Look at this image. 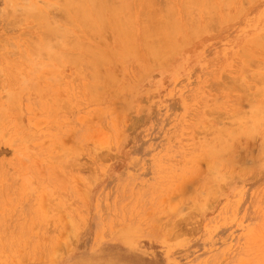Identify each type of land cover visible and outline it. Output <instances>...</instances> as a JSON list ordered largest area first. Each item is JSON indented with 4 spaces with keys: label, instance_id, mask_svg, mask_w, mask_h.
Masks as SVG:
<instances>
[{
    "label": "rangeland",
    "instance_id": "obj_1",
    "mask_svg": "<svg viewBox=\"0 0 264 264\" xmlns=\"http://www.w3.org/2000/svg\"><path fill=\"white\" fill-rule=\"evenodd\" d=\"M64 1L0 0V264H264V0Z\"/></svg>",
    "mask_w": 264,
    "mask_h": 264
},
{
    "label": "bare ground",
    "instance_id": "obj_2",
    "mask_svg": "<svg viewBox=\"0 0 264 264\" xmlns=\"http://www.w3.org/2000/svg\"><path fill=\"white\" fill-rule=\"evenodd\" d=\"M27 1H29V0H27ZM65 1H66V0H65ZM65 1H64V2H65ZM72 1H73V0H70V1L67 0V2L64 3V4L67 3V5H65V6L67 7V9H70V10H71L73 4L71 5V4H69V3H72ZM77 1H78V6H79V4H80L79 1H81V0H77ZM83 1L86 3L85 0H83ZM83 1H81V2L83 3ZM91 1L93 2V0H91ZM91 1L88 0L87 2H91ZM94 1H95V0H94ZM109 1H110V0H109ZM128 1H129V0H128ZM128 1H127V2H128ZM134 1H135V0H134ZM30 2H32V1H30ZM92 2H91V3H92ZM113 2H114V1H113ZM122 2H123V1H122ZM122 2H121V4H119L120 2H119V3L114 2L113 4H116V5L111 6V8H112V9H111V10H112V13H113L115 16L117 15V12H118V11H119V12L121 11V9L124 8V10H126L125 7H124L126 4H128V3H130V2L132 3V1L126 3V1L124 0V2H123V3H124V4H123L124 6H123V5H122ZM54 3H55V2H54ZM54 3H53V5H56V4H54ZM74 3H77V2L74 0ZM85 3H84L83 6L81 5L83 9H84V6H87ZM125 3H126V4H125ZM136 3H137V2H136ZM143 3H144V2H143ZM146 3H147V5L149 4L148 2H146ZM68 4H69V6H68ZM88 4H89V3H88ZM94 4H96V3H92L93 6H91V8H93V9L95 8V10H97L96 7H94ZM110 4H111V3H110ZM118 4H119V5H118ZM15 5H16V4H15ZM31 5H32V3H31ZM111 5H112V4H111ZM129 5H130V4H129ZM129 5L126 6V8L128 7V8H127V11H129L128 13L131 12V11L129 10V7H130ZM131 5H132V4H131ZM143 5H144V4H143ZM147 5H146V6H147ZM34 6H35V5H34ZM47 6H48V5H47ZM70 6H71V7H70ZM30 7H31V8H30ZM68 7H69V8H68ZM73 7H74V6H73ZM75 7H76V6H75ZM147 7H149V6H147ZM22 8H23V7H22ZM24 8H25V7H24ZM24 8H23V9H24ZM28 8H30V10L33 11V9H32L33 7H32V6H29ZM34 8H35V7H34ZM76 8H77V7H76ZM76 8H75V9H76ZM87 8H88V7H87ZM87 8H86V9H87ZM130 8H131V7H130ZM63 9H64V7H63ZM73 9H74V8H72V11H73ZM75 9H74V11H76ZM79 9H80V6H79V8L77 9V11H80ZM93 9H92V10H93ZM16 10H17V9H16ZM24 10H25V9H24ZM37 10H38V9H37ZM95 10H93V11H95ZM132 10H133V9H132ZM137 10H138V9H137ZM39 11H40V10H39ZM39 11H36V12H39ZM72 11H71V12H72ZM74 11H73V14L75 13V16H76L78 13H77V11H76V12H74ZM43 12H45V11H43ZM66 12H68V11H66ZM122 12H123V10H122ZM122 12H120V13H122ZM124 12H125V11H124ZM124 12H123V14H124ZM143 12H144V10H143ZM26 13H27V12H26ZM41 13H42V10L40 11L39 15H41ZM84 13H85V12H84ZM115 13H116V14H115ZM120 13H118L117 17L123 15V14H120ZM131 13H132V12H131ZM131 13H130V14H131ZM32 14H34V13H32ZM32 14H31V16H32ZM45 14H46V13H43L42 15H44V16H41V17H45V18H47V17H46L47 15L45 16ZM119 14H120V15H119ZM132 14H133V13H132ZM36 15H38V13H37ZM48 15H49V14H48ZM85 15H86V13H85ZM125 15H126V14H125ZM145 15H146V14H145ZM34 16H35V15H34ZM49 16H50V15H49ZM49 16H48V18H49ZM78 16H80V15H78ZM131 16H132V15H131ZM28 17H29V15H28ZM38 17H39V16H38ZM38 17H37V18H38ZM124 17H125V19H126L127 17H129V15H128V16H124ZM32 18H35V17H32ZM81 18H82V17H81ZM122 18H123V17L121 16V19L119 18V19H117V21H119V20H123V21H121V22H125V21H124V18H123V19H122ZM129 18H130V17H129ZM132 18H133V17H132ZM39 19H41V18H39ZM146 19H147V18H146ZM44 20H45V19H44ZM126 20H127V19H126ZM143 20H144V19H143ZM132 21H133V20H132ZM156 21H157V20H156ZM47 22H48V19H47ZM56 22H57V21H56ZM66 22H67V21H66ZM98 22H99V19H98ZM127 22H128V21H127ZM146 22H147V21H146ZM49 23H50V22H49ZM51 23H53V22H51ZM51 23H50V24H51ZM54 23H55V22H54ZM54 23H53V24H54ZM148 23H149V22H148ZM174 23H175V22H174ZM46 24H47V23H46ZM55 24H57V23H55ZM55 24H54L53 26H56ZM67 24H68V23H67ZM127 24H129V23H127ZM149 24H150V23H149ZM59 25H60V24H59ZM124 25H126V22H125ZM53 26H52V27H53ZM64 26H66V25H64ZM126 26L128 27V25H126ZM130 26H132V24H131ZM50 27H51V26H49V30L51 29ZM127 27H126V28H127ZM46 28H47V27H46ZM54 28H55V27H54ZM58 28H59V26H58ZM63 28H64V27H63ZM61 29H62V27L60 26L59 30H60V31H63V30H61ZM46 30H47V29H46ZM49 30H48L47 32H49ZM54 30H55V29H54ZM54 30L51 29L50 32H49L47 35H45V37H48L49 34L51 35L52 31L54 32ZM66 30H67V29H66ZM111 30H112V29H111ZM128 30H130L129 27H128ZM56 31H57V30H56ZM56 31H55V32H56ZM60 31H58V32H56V33L58 34ZM66 32H67V31H66ZM66 32L63 31V33H62V32H61V33H62V34L65 33V34H66ZM52 34H53V33H52ZM54 35H55V33L53 34V37H55ZM60 36H62V35L60 34ZM64 36H65V35H64ZM64 36H62V37H64ZM51 37H52V36H51ZM53 37H52V38H53ZM49 38H50V37H49ZM45 39L47 40V38H45ZM57 39H58V38H57ZM59 39L61 40L60 37H59ZM51 40H52V39H51ZM51 40H50V41H51ZM58 41H59V40H58ZM58 41H57V42H58ZM62 41H63V39H62ZM65 41H67V40L65 39ZM38 42H39V41H38ZM45 42H46V41H45ZM45 42H44V43H45ZM47 42H48V45H47L46 47L44 46L45 48H48V47H49V44L51 45V43H49V40H48ZM44 43H43V44H44ZM52 43H53V41H52ZM58 43H59V42H58ZM46 44H47V43H46ZM46 44H45V45H46ZM66 44H67V42L65 43V45H66ZM40 48H42V47H40ZM43 49H44V48H43ZM50 50H52V48H50ZM48 51H49V49H48ZM54 54H55V53H54Z\"/></svg>",
    "mask_w": 264,
    "mask_h": 264
}]
</instances>
